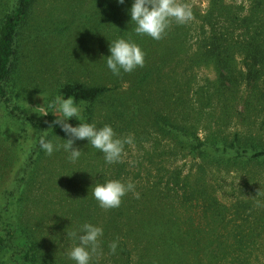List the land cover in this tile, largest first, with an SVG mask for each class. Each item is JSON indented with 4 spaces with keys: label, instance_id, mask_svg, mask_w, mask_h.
<instances>
[{
    "label": "rangeland",
    "instance_id": "374dc122",
    "mask_svg": "<svg viewBox=\"0 0 264 264\" xmlns=\"http://www.w3.org/2000/svg\"><path fill=\"white\" fill-rule=\"evenodd\" d=\"M183 2L191 8L192 19L183 25L173 22L163 39L157 41L136 35L134 29L131 31L142 39L143 67H158V71H152L147 81L138 86L133 79L139 74L137 69L115 76L106 67L110 42L117 39L119 30L133 26L130 20H120L122 10L119 9L123 4L116 0H37L33 5L18 35L16 73L7 89L18 108L12 112L0 103V215L4 221L20 228L35 229L44 244V260L73 264L67 251L74 242L66 237V232L90 222L104 230L102 251L93 257L92 264H124L121 250L115 253L109 250V245L120 240L124 233L136 239L139 246L129 247L133 264H264V163L242 168L205 167L202 176L218 202L216 218H206L197 208H184L165 199L171 188L167 185V171L180 169L182 174L194 173L195 167L185 153L179 150L171 153L169 141L154 131L151 118L155 113L168 112L164 87L171 86L172 77L177 78L178 83L182 82V77H191L193 92L215 76L210 65L185 69L187 58L198 52V42L208 35V27L201 25L199 15L206 11L209 0ZM223 2L231 5L235 21L254 14L251 31L258 25L264 26V0ZM14 3L15 0H0V17L13 9ZM125 3L131 4L132 0ZM236 25L232 36L243 37L244 32L236 29ZM235 56L237 68L244 72L242 56ZM158 74L164 79L161 85L151 81ZM67 81L118 86L119 92L113 94L118 99V103L113 102L114 109L124 102L128 108L119 106L108 121L104 119L108 102L103 100L102 108L95 109L94 123L98 127L110 124L118 137L132 136L133 143L125 145L122 162L115 164H107L102 153L86 140L76 141L82 155L75 162L69 161L62 148L51 156L42 151L18 188L15 179L37 136L22 131L16 125L20 121L13 120L14 113L20 112L27 118L39 117L30 108L42 103L39 95L50 99ZM181 90H186L185 85ZM247 93L248 89L241 85L234 104L243 114ZM204 123L202 119L198 125L200 136L208 132ZM212 129H220L229 137L238 133L241 138H250L264 148L262 109L257 113L253 110L243 121L232 118L225 127ZM56 139V143H64ZM195 173L191 180L200 177ZM108 179L135 184L139 198L130 192L120 205L130 204L131 212L125 210L120 215L119 207L102 209L92 197L93 183ZM162 203L168 207L167 210L161 208L164 217L152 216ZM142 220H150L154 227L167 228L162 232L152 227L143 229ZM170 230L183 247V251L178 250L173 255L159 250L154 242L161 240L159 236L170 235Z\"/></svg>",
    "mask_w": 264,
    "mask_h": 264
},
{
    "label": "trees",
    "instance_id": "16d2710c",
    "mask_svg": "<svg viewBox=\"0 0 264 264\" xmlns=\"http://www.w3.org/2000/svg\"><path fill=\"white\" fill-rule=\"evenodd\" d=\"M37 0H15L14 7L10 11L4 12L0 17V103L9 107L12 112L17 110V106L8 95V84L16 73V59L18 51V35L22 26L27 22L32 12L33 5ZM131 4L124 3L119 10L121 11L120 20L129 21L130 16L127 10ZM234 12L231 5L224 4L223 0H209L206 11L199 15L202 26L208 27V35L199 41V50L192 57L187 58L185 69L192 66L210 65L215 76L193 90L191 77H186L178 83V79L171 78V86L164 87V100L169 110L165 114L155 113L151 118V126L158 135L167 138L171 145V153L176 151L185 153L192 160L195 172L200 175L195 177V172L182 174L180 169L167 171V185L171 188L167 191L165 199L173 201L181 207L197 208L199 214H204L206 218H216L218 207L217 198L211 193L210 186L203 178V172L207 165L224 167H245L250 164L264 163V148L259 146L250 138H241L238 133L231 137L220 129L212 127H225L232 118L243 121L253 110L256 113L264 110V26H257L253 31L250 30V23L254 21V14L243 16L235 21ZM257 15V14H256ZM221 23V25H218ZM242 30L244 36L234 38L232 30ZM134 27L122 28L119 30L117 38L130 39L140 47L143 45L141 38L133 35L131 31ZM236 54L242 56L244 72L237 68ZM139 74L134 76L135 86L147 81V76L158 67L137 68ZM151 81L162 84L164 79L159 77ZM185 85L186 90L181 87ZM244 85L248 89L245 98L246 109L242 112L236 110L234 106L240 86ZM118 86L112 85H87L81 81H67L58 88V94L64 96L71 95L77 102L86 101V107L82 113L85 122H95L97 107L102 108L103 100H107L108 107L104 113V119L110 121L112 115L116 113L119 106L128 108L124 102L122 105L115 106L118 99L113 94L119 92ZM192 92L194 95H192ZM121 102V101H120ZM119 102V103H120ZM252 103L254 105L252 106ZM146 106H144L145 108ZM114 110V111H113ZM113 111V112H112ZM110 113H112L110 115ZM13 120L20 121L19 128L28 134L36 135L37 140L33 149L26 157L25 164L15 179L17 187L20 188L28 171L32 169L36 158L42 154L39 148L38 137L46 135L47 139L57 142L56 138L67 139L59 126L48 129L49 122L53 120L50 114L47 117H37L34 115L28 118L18 113H14ZM204 119L208 132L203 136L199 135L198 125ZM69 123L76 125L79 123L72 118ZM57 135V136H56ZM64 142V141H63ZM201 179V182H200ZM170 191L173 193L170 194ZM151 196V194H150ZM152 198V196H151ZM158 208V209H157ZM155 208L152 216L163 218V209L168 207L165 203ZM163 208V209H161ZM124 209V210H123ZM131 212V206L122 205L119 207V214ZM0 215V264H53L55 260L43 259L44 244L38 238L35 229L29 227L20 228L18 225L3 220ZM143 229L155 228L159 232L167 227L159 225L154 227L150 220L141 221ZM157 225V224H155ZM124 233L120 240H117L116 250L125 256L124 264H133L129 247H139L136 239L128 237ZM154 241L158 249L167 255H173L176 251H183L182 245L177 241L176 234L170 230V235Z\"/></svg>",
    "mask_w": 264,
    "mask_h": 264
},
{
    "label": "clouds",
    "instance_id": "9594fccd",
    "mask_svg": "<svg viewBox=\"0 0 264 264\" xmlns=\"http://www.w3.org/2000/svg\"><path fill=\"white\" fill-rule=\"evenodd\" d=\"M118 4H124L125 0H116ZM130 21L134 26V32L138 36H147L153 40H161L165 36L170 25L188 23L192 19L191 8L183 0H132L131 7L127 10ZM106 57V67L115 76L121 72L131 73L145 63V52L130 39L117 38L109 44V55ZM42 103L34 109L40 117L52 115L48 129L59 126L67 139L63 144L54 143L47 139L46 135L38 137L40 150L51 156L61 148L68 154L71 162L77 161L82 151L76 146V141L86 140L88 145L102 153L107 164L122 162L125 145L133 143L132 136L118 137L110 124L97 126L96 123L84 121L82 113L86 107V101L77 102L71 96L56 94L50 99L39 95ZM76 119L78 124L69 123L70 119ZM57 136V135H56ZM135 184L131 181L108 179L103 182H94L91 186V195L102 209H114L120 207L122 199L132 193L139 198L135 191ZM103 227L90 222L81 224L76 230L66 232V237L72 240L73 246L67 251V257L73 264H92L94 256L101 253V238ZM118 243L113 241L109 245L112 253L116 252Z\"/></svg>",
    "mask_w": 264,
    "mask_h": 264
}]
</instances>
